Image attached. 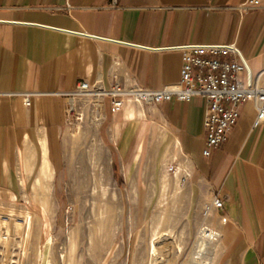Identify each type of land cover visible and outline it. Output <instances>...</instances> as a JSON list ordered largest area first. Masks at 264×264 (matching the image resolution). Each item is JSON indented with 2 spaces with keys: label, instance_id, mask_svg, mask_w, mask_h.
Listing matches in <instances>:
<instances>
[{
  "label": "crops",
  "instance_id": "crops-1",
  "mask_svg": "<svg viewBox=\"0 0 264 264\" xmlns=\"http://www.w3.org/2000/svg\"><path fill=\"white\" fill-rule=\"evenodd\" d=\"M246 1L0 0V207L39 197L29 183L56 181L46 177L63 160L66 95L81 80L159 90L180 81L182 54L170 48L235 44L264 86V6L242 12ZM23 94H35L30 107ZM206 110L195 97L147 109L129 101L115 115L107 101L100 140L123 157L137 141L136 159L149 135L162 165L188 183L198 226L206 205L224 203L211 226L229 264H264V125L254 128L256 107L244 105L228 141L206 158ZM4 249L0 264H10Z\"/></svg>",
  "mask_w": 264,
  "mask_h": 264
},
{
  "label": "rangeland",
  "instance_id": "rangeland-1",
  "mask_svg": "<svg viewBox=\"0 0 264 264\" xmlns=\"http://www.w3.org/2000/svg\"><path fill=\"white\" fill-rule=\"evenodd\" d=\"M79 107L81 120L73 115L64 128L60 170L46 177L56 181L29 183V194L39 197L0 207V225L7 221L11 235L3 244L4 259L10 264H192L198 224L189 212L188 183L162 165L149 135L138 158L137 141L123 157L116 145L101 142L104 119H94L87 101ZM27 214L29 232L17 231ZM202 258L196 263L229 264L221 238Z\"/></svg>",
  "mask_w": 264,
  "mask_h": 264
},
{
  "label": "built area",
  "instance_id": "built-area-1",
  "mask_svg": "<svg viewBox=\"0 0 264 264\" xmlns=\"http://www.w3.org/2000/svg\"><path fill=\"white\" fill-rule=\"evenodd\" d=\"M262 6L264 0H247L239 10L248 12ZM170 50L182 54L183 64L177 85L152 90L138 83L115 81L106 88L99 82L81 80L76 84L75 90L66 95L69 100L66 107L67 122L73 115L81 120L82 111L79 106L86 101L92 108L94 119L101 121L104 119L108 100L111 112L116 115L123 112L128 100L136 104L155 106L174 100L189 102L195 97H201L207 101L204 118L206 147L203 152L206 158L228 141L241 117L244 105L253 103L256 107L254 128L264 125V86L257 83L235 44H187ZM34 96L35 94H23L27 107L31 106ZM168 170L174 174L177 172L175 166H169ZM223 209L224 203L217 198L212 204L205 206L194 239L196 247L202 241L208 244L219 241L221 234L212 228L211 222L214 215ZM220 222L225 224L227 218L220 217ZM8 237L5 228L0 225V244Z\"/></svg>",
  "mask_w": 264,
  "mask_h": 264
},
{
  "label": "bare ground",
  "instance_id": "bare-ground-1",
  "mask_svg": "<svg viewBox=\"0 0 264 264\" xmlns=\"http://www.w3.org/2000/svg\"><path fill=\"white\" fill-rule=\"evenodd\" d=\"M129 101H131V100H128L127 102H129ZM131 102H133V101H131ZM7 224H8V222L7 221H3L2 223H1V226L3 227V228H5V230H6V232H7V235L11 238V235H10V232H9V229H8V226H7ZM31 219H30V216H29V214H27V216H26V218H25V221L23 222V223H17L16 224V229H17V231H20V230H22V229H27V231L29 232V230H30V228H31ZM27 227V228H26ZM7 238V240H5V241H3L1 244L3 245V244H6V243H8L9 242V240H10V238ZM209 244L207 243V242H205V241H202V242H200L198 245H197V247H196V249H195V252H194V255H193V257H192V259H191V263L192 264H197L196 262L198 261V260H201V254H203L204 253V251L207 249V246H208ZM209 249V248H208ZM207 257V256H206ZM210 258V257H209ZM203 259V258H202ZM206 259V258H205ZM197 260V261H196ZM206 261V260H205ZM12 263L14 264V261H12ZM11 263V264H12Z\"/></svg>",
  "mask_w": 264,
  "mask_h": 264
}]
</instances>
